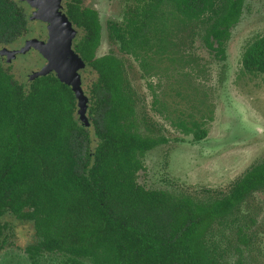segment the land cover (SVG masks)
Wrapping results in <instances>:
<instances>
[{
  "label": "trees",
  "instance_id": "1",
  "mask_svg": "<svg viewBox=\"0 0 264 264\" xmlns=\"http://www.w3.org/2000/svg\"><path fill=\"white\" fill-rule=\"evenodd\" d=\"M127 1L122 19L109 22L108 36L144 68L164 57L174 62L173 36L191 22L224 59L245 10V0ZM66 14L84 30L74 50L97 73L88 85L92 125L77 120L75 93L56 74L26 86L0 58V250L13 243L15 232L3 220L11 214L35 229L26 246L32 264L46 254L68 264H249L241 244L248 245L254 219L241 207L264 191V160L215 196L141 184L146 154L168 139L143 130L126 58L113 50L97 55L103 28L98 11L68 0ZM27 30L24 6L0 0V44ZM242 65L264 74V35L246 46ZM205 123L177 124L202 140Z\"/></svg>",
  "mask_w": 264,
  "mask_h": 264
},
{
  "label": "rangeland",
  "instance_id": "2",
  "mask_svg": "<svg viewBox=\"0 0 264 264\" xmlns=\"http://www.w3.org/2000/svg\"><path fill=\"white\" fill-rule=\"evenodd\" d=\"M16 1L25 8L28 30L13 43L0 44V58L15 78L28 86L33 80L32 73L42 69L48 59L36 48L12 56L2 50L16 51L31 39L47 41L49 27L36 17L34 2ZM67 1L62 0L64 12ZM83 3L97 9L101 17L103 33L97 55L113 50L126 58L130 80L140 95L143 130L168 139L146 154V168L139 175L141 184L197 197L215 196L228 192L248 168L264 160V74L246 72L242 65L246 46L264 35V0H245L244 14L232 29L224 59L207 47L194 31L196 23L191 22L173 36L176 60L171 62L164 57L148 68L121 53L118 44L108 36L109 22L120 21L130 1L83 0ZM74 28L73 47L83 33ZM77 72L89 97L88 85L97 78V73L87 63ZM51 73L57 75L55 70ZM76 118L82 123L78 110ZM180 119L188 126L192 120H204L202 127L207 136L195 139L193 132H185L177 124ZM241 210L254 219L247 235L248 245L241 244L247 263L264 264V191L248 197ZM3 220L11 224L15 235L13 243L0 250V264H32L26 246L34 240L33 225L11 214ZM40 264L68 263L61 255L46 254Z\"/></svg>",
  "mask_w": 264,
  "mask_h": 264
},
{
  "label": "water",
  "instance_id": "3",
  "mask_svg": "<svg viewBox=\"0 0 264 264\" xmlns=\"http://www.w3.org/2000/svg\"><path fill=\"white\" fill-rule=\"evenodd\" d=\"M37 5L36 17L48 23L49 38L47 41L31 39L16 51H5L9 56L23 53L30 48H36L47 59L48 63L30 76L31 80L41 75H47L53 70L57 71V77L70 85L75 93L78 105L79 119L89 125L87 115L89 97L81 87L78 78V68L86 62L74 50L73 38L76 31L66 12L62 10V0H30Z\"/></svg>",
  "mask_w": 264,
  "mask_h": 264
},
{
  "label": "flooded vegetation",
  "instance_id": "4",
  "mask_svg": "<svg viewBox=\"0 0 264 264\" xmlns=\"http://www.w3.org/2000/svg\"><path fill=\"white\" fill-rule=\"evenodd\" d=\"M67 3V2H66ZM82 3H83V0H82ZM84 4V3H83ZM85 6H87V5H85ZM87 7H89V6H87ZM92 8V7H91ZM93 9H95V8H93ZM65 10H66V4H65ZM96 11H98L97 9H95ZM66 12V11H65ZM98 14H99V11H98ZM99 17H100V15H99ZM101 18V17H100ZM101 21V20H100ZM102 24V23H101ZM73 26H75V25H73ZM76 27V26H75ZM103 27V26H102ZM77 29H80L81 30V32H84V30L82 29V28H78L77 27ZM102 33H103V28H102ZM102 39V38H101ZM111 52V51H110ZM109 53V52H108Z\"/></svg>",
  "mask_w": 264,
  "mask_h": 264
}]
</instances>
